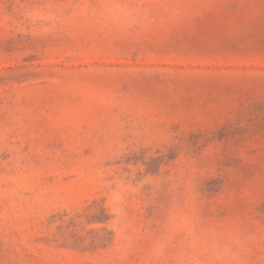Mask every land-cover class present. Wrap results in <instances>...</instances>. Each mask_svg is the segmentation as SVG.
<instances>
[{
  "label": "rangeland",
  "instance_id": "1",
  "mask_svg": "<svg viewBox=\"0 0 264 264\" xmlns=\"http://www.w3.org/2000/svg\"><path fill=\"white\" fill-rule=\"evenodd\" d=\"M0 264H264V0H0Z\"/></svg>",
  "mask_w": 264,
  "mask_h": 264
}]
</instances>
